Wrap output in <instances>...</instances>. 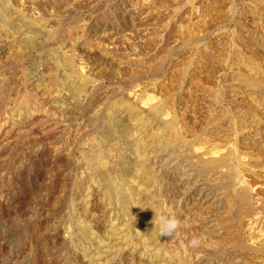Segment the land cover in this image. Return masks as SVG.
<instances>
[{
	"label": "rangeland",
	"instance_id": "obj_1",
	"mask_svg": "<svg viewBox=\"0 0 264 264\" xmlns=\"http://www.w3.org/2000/svg\"><path fill=\"white\" fill-rule=\"evenodd\" d=\"M0 264H264V0H0Z\"/></svg>",
	"mask_w": 264,
	"mask_h": 264
},
{
	"label": "bare ground",
	"instance_id": "obj_2",
	"mask_svg": "<svg viewBox=\"0 0 264 264\" xmlns=\"http://www.w3.org/2000/svg\"><path fill=\"white\" fill-rule=\"evenodd\" d=\"M247 230L250 231V232L252 231V230H249V229H247ZM249 234H250V233H249ZM251 234H252V233H251ZM249 238H250V237H249ZM247 239H248V238H247ZM248 240H249V239H248ZM250 241H251V239H250ZM253 241H254V240H253ZM245 263H246V262H245Z\"/></svg>",
	"mask_w": 264,
	"mask_h": 264
}]
</instances>
